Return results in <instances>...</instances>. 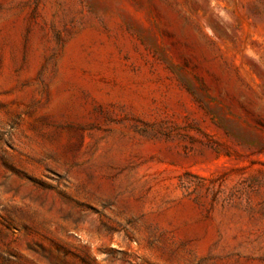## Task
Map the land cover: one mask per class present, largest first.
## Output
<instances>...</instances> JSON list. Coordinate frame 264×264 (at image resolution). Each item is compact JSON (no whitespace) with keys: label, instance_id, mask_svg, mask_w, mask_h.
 Masks as SVG:
<instances>
[{"label":"rangeland","instance_id":"1","mask_svg":"<svg viewBox=\"0 0 264 264\" xmlns=\"http://www.w3.org/2000/svg\"><path fill=\"white\" fill-rule=\"evenodd\" d=\"M0 264H264V0H0Z\"/></svg>","mask_w":264,"mask_h":264}]
</instances>
